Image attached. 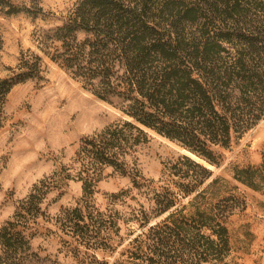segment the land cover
<instances>
[{"label": "trees", "instance_id": "1", "mask_svg": "<svg viewBox=\"0 0 264 264\" xmlns=\"http://www.w3.org/2000/svg\"><path fill=\"white\" fill-rule=\"evenodd\" d=\"M0 14L31 22L53 15L39 0L20 7L0 0ZM55 19L34 29V50L21 51L0 78V110L12 87L43 79L47 60L121 118L80 138L71 165L16 202L0 226V264H60L32 247L38 219L70 239L62 245H72L68 252L81 264H227V222L246 204L202 162L220 167L216 149L230 150L264 117V0H74ZM148 131L198 160L177 152L161 162L157 178H146L137 154ZM107 168L130 187L97 203ZM231 179L264 196V145L260 163L233 166ZM65 180L80 184V198L50 216L61 193L47 196ZM131 190L146 207L119 211ZM116 251L111 263L95 255Z\"/></svg>", "mask_w": 264, "mask_h": 264}, {"label": "rangeland", "instance_id": "2", "mask_svg": "<svg viewBox=\"0 0 264 264\" xmlns=\"http://www.w3.org/2000/svg\"><path fill=\"white\" fill-rule=\"evenodd\" d=\"M11 1L19 7L28 4V0ZM39 1L45 12L53 14H49L45 22H31L23 14H0L3 40L0 78L9 73L7 68L17 64L21 51L34 50L31 41L34 29L52 27L57 23L55 18L74 2ZM44 64L43 79L12 87L0 110V226L12 216L16 202L27 194L33 183L62 166L71 165L80 138L121 118L116 109L83 90L54 64L47 60H44ZM148 137V143L137 154L139 168L146 178H157L161 162L182 152V149L150 131ZM263 145L264 117L230 150L216 149L222 162L220 167L211 166V169L215 175L225 178L229 186H234L233 193L243 198L246 204L244 210L236 211L227 222L231 246L227 264H264V196L231 179L233 166L260 163ZM129 187L128 178L112 173L107 168L97 183L93 198L101 203L105 200V193ZM80 195V184L65 180L60 189H53L47 196V201L57 199L48 207V214L54 216L61 206H73ZM131 196L135 200L129 199ZM123 200V204L120 202L116 206L121 212L129 211L126 205L138 208L137 202L144 203L146 207L144 197L135 190H131ZM35 229L37 235L32 240V247L41 248L42 256L49 255L60 264H81L68 252L72 245H62L61 240L70 242V239L52 224L38 219ZM126 232L123 228L121 234ZM79 249V260H82L85 250ZM118 251L111 256L100 252L95 255L97 259L103 258L111 263L119 257ZM91 254L88 252V255Z\"/></svg>", "mask_w": 264, "mask_h": 264}, {"label": "bare ground", "instance_id": "3", "mask_svg": "<svg viewBox=\"0 0 264 264\" xmlns=\"http://www.w3.org/2000/svg\"><path fill=\"white\" fill-rule=\"evenodd\" d=\"M182 152L185 153V154H187V155H189V156H191L193 159L198 160L194 155L188 153L187 151H185V150H183V149H182ZM199 161H200V160H199ZM202 163H203L206 167L211 168V166L208 165L207 163H205V162H202Z\"/></svg>", "mask_w": 264, "mask_h": 264}]
</instances>
